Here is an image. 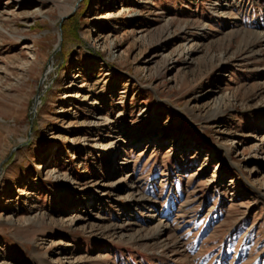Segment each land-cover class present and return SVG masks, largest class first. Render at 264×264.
<instances>
[{
  "label": "rangeland",
  "instance_id": "374dc122",
  "mask_svg": "<svg viewBox=\"0 0 264 264\" xmlns=\"http://www.w3.org/2000/svg\"><path fill=\"white\" fill-rule=\"evenodd\" d=\"M0 264H264V0H0Z\"/></svg>",
  "mask_w": 264,
  "mask_h": 264
},
{
  "label": "trees",
  "instance_id": "16d2710c",
  "mask_svg": "<svg viewBox=\"0 0 264 264\" xmlns=\"http://www.w3.org/2000/svg\"><path fill=\"white\" fill-rule=\"evenodd\" d=\"M76 19V15H73V17L69 20L70 22L72 21V22H74V20ZM68 22V21H67ZM65 29H66V27L64 26V27H62V31H65ZM75 32H76V30H75Z\"/></svg>",
  "mask_w": 264,
  "mask_h": 264
},
{
  "label": "water",
  "instance_id": "95a60500",
  "mask_svg": "<svg viewBox=\"0 0 264 264\" xmlns=\"http://www.w3.org/2000/svg\"><path fill=\"white\" fill-rule=\"evenodd\" d=\"M33 112H35V111H33Z\"/></svg>",
  "mask_w": 264,
  "mask_h": 264
}]
</instances>
